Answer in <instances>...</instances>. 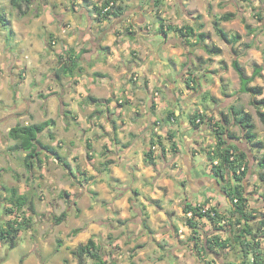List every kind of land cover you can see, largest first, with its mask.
Here are the masks:
<instances>
[{"label":"clouds","instance_id":"1","mask_svg":"<svg viewBox=\"0 0 264 264\" xmlns=\"http://www.w3.org/2000/svg\"><path fill=\"white\" fill-rule=\"evenodd\" d=\"M261 117L264 0H0V264H264Z\"/></svg>","mask_w":264,"mask_h":264},{"label":"trees","instance_id":"2","mask_svg":"<svg viewBox=\"0 0 264 264\" xmlns=\"http://www.w3.org/2000/svg\"><path fill=\"white\" fill-rule=\"evenodd\" d=\"M189 32H191V30L189 29ZM217 35L223 40V37L219 35V32H217ZM226 43V42H225ZM218 54V53H217ZM257 107H262V106H257ZM262 120H264V117H261ZM30 139V138H29Z\"/></svg>","mask_w":264,"mask_h":264},{"label":"rangeland","instance_id":"3","mask_svg":"<svg viewBox=\"0 0 264 264\" xmlns=\"http://www.w3.org/2000/svg\"><path fill=\"white\" fill-rule=\"evenodd\" d=\"M217 35V34H216ZM218 36V35H217ZM219 37V36H218ZM220 38V37H219ZM221 39V38H220ZM222 40V39H221ZM51 159L53 160V161H55L56 163H59V161L57 160V158L55 157V156H52L51 157Z\"/></svg>","mask_w":264,"mask_h":264}]
</instances>
